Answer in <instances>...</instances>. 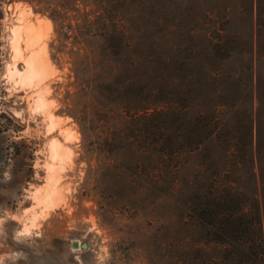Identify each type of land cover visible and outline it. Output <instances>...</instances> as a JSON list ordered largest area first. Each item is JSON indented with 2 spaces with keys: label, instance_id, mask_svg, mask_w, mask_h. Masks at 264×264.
Returning <instances> with one entry per match:
<instances>
[{
  "label": "rangeland",
  "instance_id": "rangeland-1",
  "mask_svg": "<svg viewBox=\"0 0 264 264\" xmlns=\"http://www.w3.org/2000/svg\"><path fill=\"white\" fill-rule=\"evenodd\" d=\"M58 1L0 0V264H220L223 246L189 218V198L228 162L246 167L252 137L256 172L264 168V0H78L81 10L106 6L123 30L129 46L113 65L146 78L142 100L160 106L187 88L191 117H215L235 149L220 137L174 157L154 118L131 120L101 95L83 97L72 61L82 44L62 40L68 29L40 10ZM21 13L34 49L48 53L32 87L10 76L25 68L13 49ZM40 94L45 109H36Z\"/></svg>",
  "mask_w": 264,
  "mask_h": 264
},
{
  "label": "trees",
  "instance_id": "trees-1",
  "mask_svg": "<svg viewBox=\"0 0 264 264\" xmlns=\"http://www.w3.org/2000/svg\"><path fill=\"white\" fill-rule=\"evenodd\" d=\"M35 1L41 3L43 0ZM40 10L48 12L56 28L68 29L61 30L62 40L73 36L81 42L79 49L83 55L75 56L72 61L85 99L90 95L91 101H96V96L101 95L104 101L120 105L124 116L131 120L154 118L163 132L161 149L170 157L178 152L194 151L208 140L217 142L220 137H223L220 147L230 155L235 152L225 127L220 126L215 117H206L203 110L195 120L191 117L192 104L187 88H180L158 106L141 99L140 89L147 84L143 75H119L123 61L113 63L129 43L106 6L95 12L81 10L78 0H59L55 6ZM71 20H76L74 34H69ZM98 41L100 44L94 48ZM171 131L176 132L175 136ZM257 154L259 157V148ZM257 154L252 137L243 154L246 167L232 170L228 162L226 168L213 173L208 185L190 195L188 216L205 232L207 241L223 246L220 264H264V168L259 174L256 172Z\"/></svg>",
  "mask_w": 264,
  "mask_h": 264
},
{
  "label": "bare ground",
  "instance_id": "bare-ground-1",
  "mask_svg": "<svg viewBox=\"0 0 264 264\" xmlns=\"http://www.w3.org/2000/svg\"><path fill=\"white\" fill-rule=\"evenodd\" d=\"M29 15H31V14H29ZM36 18H37V16H36ZM27 19L28 18L24 14H22L21 21H23L25 25L15 27L16 29L14 28L15 30L13 31V49L15 50L16 54L18 56H20V58H22V62L24 64L25 68L23 71H20L16 65H14V67L12 66L13 68L10 69V76H11V78L16 79L21 84L30 85L31 83L35 84V82L37 84L38 83L41 84L40 83L42 81L41 75L45 74V72H47L50 68L47 64L48 63L47 48L46 47L42 48V46L40 47V45H39L38 48L39 47L42 48L41 50L34 49L35 41L33 42V39H35V38L29 32V29L31 28L32 24L29 21L27 23H25L26 22L25 20H27ZM21 21H20V23H21ZM28 23H30V24H28ZM49 24L52 25L51 23H49ZM37 45L38 44H36V46H35L36 48H37ZM24 46L26 47L25 49L27 51H29L28 55L24 52V48H23ZM17 55H16V57H17ZM17 59H18V57L16 58V60ZM20 61H21V59H20ZM32 84L30 85L31 87H32ZM40 96H42V94H40L38 96L37 100L35 101L36 109L37 108L45 109L48 104L45 102V99L43 97L41 98ZM48 117L51 118V115H49V113H48ZM61 147H62L61 144L57 140H54L51 143L50 153H51L52 161L61 163L64 160V157H65L63 154L64 151L62 152ZM51 171H53V170L51 169ZM53 173H54V171H53ZM53 184H54L53 185V187H54L57 184V182H56V184L55 183H53ZM50 188H51V186H50ZM47 192L51 193L52 191L48 190ZM52 194H49L48 196L50 197V196H52ZM44 196H46V195H44ZM44 196H42L43 198L41 197L42 200L44 199ZM55 196H56V194H55ZM49 201H51V200L49 199ZM52 201H54V200H52Z\"/></svg>",
  "mask_w": 264,
  "mask_h": 264
},
{
  "label": "water",
  "instance_id": "water-1",
  "mask_svg": "<svg viewBox=\"0 0 264 264\" xmlns=\"http://www.w3.org/2000/svg\"><path fill=\"white\" fill-rule=\"evenodd\" d=\"M73 245H74V246H76V245H77V243H76V242H74V243H73ZM83 246H85V245H83Z\"/></svg>",
  "mask_w": 264,
  "mask_h": 264
}]
</instances>
